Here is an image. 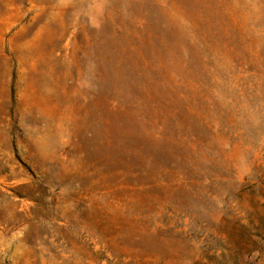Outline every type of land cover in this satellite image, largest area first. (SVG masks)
<instances>
[{
  "label": "rangeland",
  "instance_id": "rangeland-1",
  "mask_svg": "<svg viewBox=\"0 0 264 264\" xmlns=\"http://www.w3.org/2000/svg\"><path fill=\"white\" fill-rule=\"evenodd\" d=\"M0 264H264V0H0Z\"/></svg>",
  "mask_w": 264,
  "mask_h": 264
}]
</instances>
